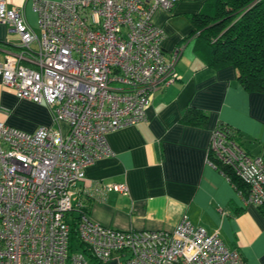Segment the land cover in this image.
<instances>
[{"label":"built area","instance_id":"2783aa9c","mask_svg":"<svg viewBox=\"0 0 264 264\" xmlns=\"http://www.w3.org/2000/svg\"><path fill=\"white\" fill-rule=\"evenodd\" d=\"M175 2L33 0L35 31L0 0V23L20 40L0 62L2 83L46 105L57 126L26 132L0 122V264H243L185 214L171 230H121L92 220L79 199L85 167L111 154L107 133L145 121L153 93L178 78L181 48L166 56L152 23ZM207 163L232 169L247 186L245 204H264V155L216 126ZM111 191L127 194L123 183H100L90 196Z\"/></svg>","mask_w":264,"mask_h":264},{"label":"crops","instance_id":"0c3cea01","mask_svg":"<svg viewBox=\"0 0 264 264\" xmlns=\"http://www.w3.org/2000/svg\"><path fill=\"white\" fill-rule=\"evenodd\" d=\"M5 1L38 31L33 0ZM202 7V0H178L154 12L166 56L182 46L175 63L178 78L153 93L145 121L107 133L111 154L85 167L79 199L92 220L121 230H171L185 214L194 225L216 232L243 264H264L262 209L245 204L229 178L207 163L211 132L219 124L233 128L251 155H264V93L246 91L231 65L208 66L195 52L193 36L183 41L195 29L191 15ZM19 50V36L0 23V62ZM22 63L33 66L27 54ZM190 108L205 115L201 124L184 118ZM0 122L26 132L57 127L46 105L17 97L1 75ZM100 183H123L127 194L90 196Z\"/></svg>","mask_w":264,"mask_h":264},{"label":"trees","instance_id":"16d2710c","mask_svg":"<svg viewBox=\"0 0 264 264\" xmlns=\"http://www.w3.org/2000/svg\"><path fill=\"white\" fill-rule=\"evenodd\" d=\"M202 1V10L190 17L195 29L183 41L193 36L194 50L199 55L203 54L208 66L219 68L231 65L237 71L238 82L246 91L264 93V0ZM178 47L182 48L181 45ZM184 118L196 125L201 124L205 115L200 110L190 108L186 110ZM217 127L243 147L233 128L224 124ZM218 165V169L228 176L238 191H247V186L232 169ZM258 207L264 213V204ZM85 213L89 215L88 207H85ZM70 217L73 223L78 218L74 215Z\"/></svg>","mask_w":264,"mask_h":264},{"label":"rangeland","instance_id":"374dc122","mask_svg":"<svg viewBox=\"0 0 264 264\" xmlns=\"http://www.w3.org/2000/svg\"><path fill=\"white\" fill-rule=\"evenodd\" d=\"M178 1V0H177ZM50 111V110H49Z\"/></svg>","mask_w":264,"mask_h":264}]
</instances>
